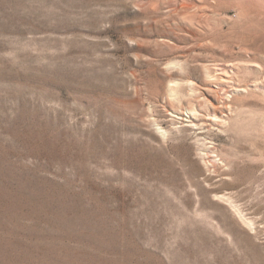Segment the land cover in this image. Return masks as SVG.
I'll list each match as a JSON object with an SVG mask.
<instances>
[{
	"label": "rangeland",
	"instance_id": "1",
	"mask_svg": "<svg viewBox=\"0 0 264 264\" xmlns=\"http://www.w3.org/2000/svg\"><path fill=\"white\" fill-rule=\"evenodd\" d=\"M0 264H264V0H0Z\"/></svg>",
	"mask_w": 264,
	"mask_h": 264
},
{
	"label": "bare ground",
	"instance_id": "2",
	"mask_svg": "<svg viewBox=\"0 0 264 264\" xmlns=\"http://www.w3.org/2000/svg\"><path fill=\"white\" fill-rule=\"evenodd\" d=\"M222 68H223V69H222ZM222 68H221V70H223L222 73L227 72V67H222ZM224 81H225V79H224ZM237 89H240V88H237ZM213 90H215V89H213Z\"/></svg>",
	"mask_w": 264,
	"mask_h": 264
}]
</instances>
